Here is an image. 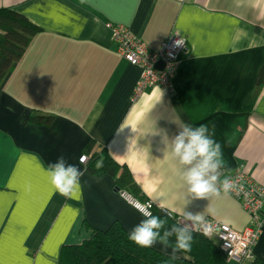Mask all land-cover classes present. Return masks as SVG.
<instances>
[{"label": "crops", "instance_id": "1", "mask_svg": "<svg viewBox=\"0 0 264 264\" xmlns=\"http://www.w3.org/2000/svg\"><path fill=\"white\" fill-rule=\"evenodd\" d=\"M2 9L41 32L0 95V264H61L62 249L93 229L118 222L129 232L144 219L110 176H94L81 162L91 158L90 141L127 166L159 209L161 202L182 208L187 196L164 139L181 122L214 127L226 162L221 180L242 170L264 186V0H0ZM108 24L128 28L153 52L172 35L187 41L173 92L152 88L133 101L143 71L117 53ZM60 155L87 169L71 198L45 174ZM187 210L239 232L251 222L230 194L194 200ZM253 252L264 262V226Z\"/></svg>", "mask_w": 264, "mask_h": 264}, {"label": "trees", "instance_id": "2", "mask_svg": "<svg viewBox=\"0 0 264 264\" xmlns=\"http://www.w3.org/2000/svg\"><path fill=\"white\" fill-rule=\"evenodd\" d=\"M41 29L25 16L9 9L0 10V95L10 80L18 63ZM264 83V71L258 78V84ZM38 124H50L51 117H31ZM91 155L87 164L88 171L97 177L110 176L117 192L126 191L137 200L145 203L142 189L136 183L130 169L118 164L107 148L98 146L95 141L84 149ZM103 161V167L97 169V161ZM153 215L167 219V226L182 223L176 216L169 217L155 207ZM128 231L118 222L107 230L93 229L90 238L80 245H67L60 255L61 264H228L219 244L207 239L193 230L191 250L178 253L174 259L171 254L156 247L141 248L128 239ZM174 239V238H173ZM171 249V248H170ZM250 264H264L254 258Z\"/></svg>", "mask_w": 264, "mask_h": 264}, {"label": "clouds", "instance_id": "3", "mask_svg": "<svg viewBox=\"0 0 264 264\" xmlns=\"http://www.w3.org/2000/svg\"><path fill=\"white\" fill-rule=\"evenodd\" d=\"M172 139L165 136L166 153L180 168L181 179L186 186L187 196L182 208L161 202L160 208L179 212L183 222L167 226V219L153 215L147 208L138 206L144 219L129 230L128 239L141 248H151L159 243L165 253L171 248V258L177 253L191 250L193 228L204 223L205 212L187 210L194 200L227 195L236 188L232 178L225 175L220 179V170L226 167L223 150L215 139V129L207 124L198 127L181 122ZM83 162V160H81ZM103 161H97L96 168H102ZM87 169L69 163L64 155L45 168V174L53 190L62 197L71 198L81 191V179ZM208 207L206 208V210ZM174 238V239H173Z\"/></svg>", "mask_w": 264, "mask_h": 264}, {"label": "built area", "instance_id": "4", "mask_svg": "<svg viewBox=\"0 0 264 264\" xmlns=\"http://www.w3.org/2000/svg\"><path fill=\"white\" fill-rule=\"evenodd\" d=\"M107 27L111 31L117 53L129 64L139 67L143 71L134 89L133 101H137L147 90L152 88H162L168 92H173L172 81L180 65V56L188 51V43L184 38L172 35L163 43L159 51L153 52L128 28L114 24H108ZM159 62L163 63V69L156 68ZM82 160V163H88L87 157H83ZM230 178L234 180L236 188L229 194L241 203L243 209L250 216V226L239 232L223 223L205 221L202 226L193 228V230L200 232L207 239L217 242L226 256L228 264L232 262L250 264L255 258L253 249L260 239L264 226V216H262L264 186L257 184L242 170L236 171ZM118 194L141 215L138 206L150 204L151 207L146 210L153 214L156 207L153 202L143 203L126 191H119ZM162 211L169 217L174 216L169 211Z\"/></svg>", "mask_w": 264, "mask_h": 264}, {"label": "water", "instance_id": "5", "mask_svg": "<svg viewBox=\"0 0 264 264\" xmlns=\"http://www.w3.org/2000/svg\"><path fill=\"white\" fill-rule=\"evenodd\" d=\"M156 68L157 69H163L164 68V65L162 62H159L157 65H156Z\"/></svg>", "mask_w": 264, "mask_h": 264}]
</instances>
